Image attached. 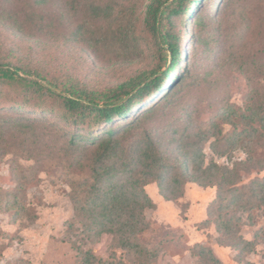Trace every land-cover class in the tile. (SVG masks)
Returning a JSON list of instances; mask_svg holds the SVG:
<instances>
[{
	"label": "trees",
	"instance_id": "16d2710c",
	"mask_svg": "<svg viewBox=\"0 0 264 264\" xmlns=\"http://www.w3.org/2000/svg\"><path fill=\"white\" fill-rule=\"evenodd\" d=\"M11 1L10 9L1 7L0 21L12 23L16 31L36 34L51 25L46 11L51 0H24L21 8L15 5L19 0ZM210 2L149 0L143 22L157 52L156 68L103 90L92 89L71 76L53 77L14 53L9 57L0 53V140L10 136L9 141L15 143L11 153L17 158L48 160L64 171L77 221L83 227L81 233L95 239L107 234L113 245L125 252L124 259H116L114 253L108 264L156 263L158 250L140 240L150 227L145 210L155 205L146 191L150 181H156L164 195L167 188L173 196L189 182L216 187L218 194L209 212L220 233L219 243L236 250V258L255 252L259 239L264 238L261 228L253 239L241 234L243 225L251 223L246 222L244 213L252 218L253 212L261 209L264 214V177L242 183L243 173L264 169V158L257 157L251 147L256 142L264 147L262 90L255 87L244 109L223 107L218 116L235 126L227 141L244 146L247 152L245 159L235 160L232 166L206 163L198 133L186 143L172 141L179 149L173 161L172 152L153 132L155 126L148 127L154 116H164L168 98L178 92L186 77V71L180 73L184 59L176 19L181 17L184 24L192 19L197 26L205 27L199 15ZM85 6L94 19L117 26H108L112 34L108 30L93 34L97 42L113 48L127 41L123 5L115 11L112 0H88ZM240 11L245 23L243 45L256 46L264 34V10L244 6ZM91 39L92 36L88 38ZM253 56L254 60L241 59L239 63V70L252 83L264 78V51L259 57ZM10 85L15 97L5 94L12 89ZM238 122L241 128H237ZM212 126L216 128L217 123ZM137 129L143 130L139 136L135 134ZM70 227L72 232L77 228L74 222ZM76 247L81 264L104 262L93 248ZM193 249L202 264H224L205 244H196Z\"/></svg>",
	"mask_w": 264,
	"mask_h": 264
},
{
	"label": "rangeland",
	"instance_id": "374dc122",
	"mask_svg": "<svg viewBox=\"0 0 264 264\" xmlns=\"http://www.w3.org/2000/svg\"><path fill=\"white\" fill-rule=\"evenodd\" d=\"M87 1L51 0L46 10L51 25L36 34H22L12 23L0 21V53L4 57L14 53L33 68L53 77H74L95 90L156 68L157 52L143 22L149 0H112L115 11L123 5L127 13L123 26L128 36L122 46L113 48L97 42L93 34L105 30L112 34L108 26L117 29L116 24L94 19L85 6ZM10 2L0 0V9H10ZM24 3L19 0L15 5L21 8ZM244 6L264 10V0H211L199 15L205 27L192 19L186 24L181 17L176 19L184 59L180 73L186 71V77L178 92L168 98L164 116L157 114L148 123L149 128L155 126L153 132L172 152L173 161L179 149L172 141L186 143L197 133L202 137L206 163L232 166L235 160L247 157L244 146L227 141L234 124L218 117L223 107L244 109L256 88L264 92V78L252 83L239 70L241 59L250 62L253 55L259 57L264 51V34L258 45H243L245 23L240 8ZM7 93L17 95L13 87ZM236 126L243 125L238 122ZM142 131L137 129L135 134ZM9 139L7 135L0 140V264H81L76 246L93 248L103 258L102 264H108L114 253L116 259H124L125 252L115 247L107 234L95 239L81 233L83 227L77 221L64 171L48 160L15 157L11 153L15 143ZM261 144L251 147L257 157L264 158ZM257 176L264 177V169L243 173L242 183ZM165 184L169 186L168 181ZM146 191L155 205L145 210L150 227L140 240L158 250L155 264H202L194 253L196 244L210 247L224 264H264V238L259 239L255 252L242 259L236 258V250L219 243L220 233L209 212L218 194L216 187L189 182L173 196L167 188L164 195L159 184L150 181ZM244 214L251 223L243 225L241 234L253 239L256 230H264V214L261 209H256L252 218ZM71 222L77 227L73 232Z\"/></svg>",
	"mask_w": 264,
	"mask_h": 264
}]
</instances>
